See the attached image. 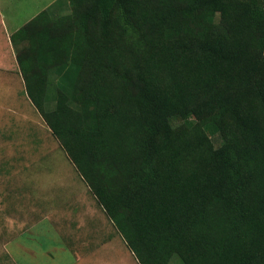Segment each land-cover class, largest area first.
I'll return each mask as SVG.
<instances>
[{
	"label": "trees",
	"instance_id": "16d2710c",
	"mask_svg": "<svg viewBox=\"0 0 264 264\" xmlns=\"http://www.w3.org/2000/svg\"><path fill=\"white\" fill-rule=\"evenodd\" d=\"M68 2L10 41L29 98L138 263L264 264V0Z\"/></svg>",
	"mask_w": 264,
	"mask_h": 264
},
{
	"label": "rangeland",
	"instance_id": "374dc122",
	"mask_svg": "<svg viewBox=\"0 0 264 264\" xmlns=\"http://www.w3.org/2000/svg\"><path fill=\"white\" fill-rule=\"evenodd\" d=\"M240 1L261 4V0ZM46 2L0 0V15L4 18L0 37L16 33ZM65 14H70V8ZM218 20L215 16L212 21ZM70 28L80 34L76 24ZM72 40L76 43L73 37ZM9 44L12 69H0V264H139L52 135L42 109L29 98L19 56L11 41ZM75 49L79 54L85 45L78 42ZM75 49L70 50L72 56ZM2 51L0 48V66H9ZM38 70L34 67L35 75L45 74ZM58 79L54 72L47 73L49 85L43 112L55 108L54 81L59 85ZM97 94L95 89L88 92L92 102L97 100ZM185 133L180 129L176 132L174 145ZM207 134L219 148L221 137ZM173 261L178 263L176 257Z\"/></svg>",
	"mask_w": 264,
	"mask_h": 264
},
{
	"label": "crops",
	"instance_id": "0c3cea01",
	"mask_svg": "<svg viewBox=\"0 0 264 264\" xmlns=\"http://www.w3.org/2000/svg\"><path fill=\"white\" fill-rule=\"evenodd\" d=\"M58 2H61L60 6H58L56 10H53V12L50 13L49 10L52 9L54 6H56ZM68 8H69L68 0H64V1L63 0H47V2L41 6V10L32 16V19H34L36 16H38L43 11H47L51 18H58V17H61L62 15L66 16L67 14L65 13L67 12ZM2 20H4L3 15L2 16L0 15V29H1V26H3ZM0 38H2L1 40L2 46L0 47L1 49H3L2 54L6 56V59H8V61L10 62L9 66L4 67V65H2L0 67H3V68H0V69H6V70L12 69V66H13L12 60H11L12 57H11L10 51L7 48L10 45L9 44L10 36L8 37L7 35H5L4 37H0ZM16 86H18V83Z\"/></svg>",
	"mask_w": 264,
	"mask_h": 264
}]
</instances>
